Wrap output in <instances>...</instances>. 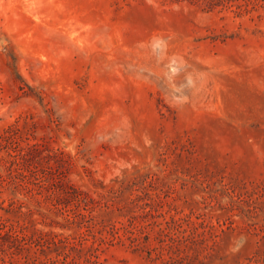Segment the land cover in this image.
Masks as SVG:
<instances>
[{"label":"rangeland","instance_id":"374dc122","mask_svg":"<svg viewBox=\"0 0 264 264\" xmlns=\"http://www.w3.org/2000/svg\"><path fill=\"white\" fill-rule=\"evenodd\" d=\"M0 222V264H264V0H0Z\"/></svg>","mask_w":264,"mask_h":264},{"label":"trees","instance_id":"16d2710c","mask_svg":"<svg viewBox=\"0 0 264 264\" xmlns=\"http://www.w3.org/2000/svg\"><path fill=\"white\" fill-rule=\"evenodd\" d=\"M68 220H69V219H68ZM0 224H1V225H0V226H1L0 229H2V230L5 229L4 224L1 223V222H0ZM2 224H3V225H2ZM14 238H15V240H18V242H19L20 245L22 246V244H23L22 242L24 241L25 238L22 237V238L20 239L19 236H17V234H15ZM115 239H116L117 241L121 242V241H123V236L120 235V234H118L117 236H115L113 239H110V240L112 241V240H115ZM149 253L151 254L152 251L150 250ZM4 263H5V262H4Z\"/></svg>","mask_w":264,"mask_h":264}]
</instances>
